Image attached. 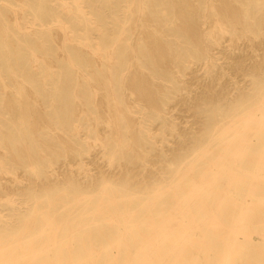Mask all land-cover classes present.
Returning a JSON list of instances; mask_svg holds the SVG:
<instances>
[{
    "label": "bare ground",
    "instance_id": "obj_1",
    "mask_svg": "<svg viewBox=\"0 0 264 264\" xmlns=\"http://www.w3.org/2000/svg\"><path fill=\"white\" fill-rule=\"evenodd\" d=\"M23 1L26 27L0 21V180L23 164L44 191L28 195L25 213L7 201L18 212L15 220L0 214V264H264L261 59L228 55L236 70L261 73L255 91L231 97L229 110L213 105L208 136L152 187L121 169L90 186L53 187L59 180L48 168L58 152L37 134L48 122L66 137L65 149L83 154L99 144L110 161H131L183 89L184 69L201 62L210 71L229 33L263 32L264 0H204L196 21L177 0H61L66 15L47 0ZM51 22L69 65L59 70L36 62L53 51ZM207 85L199 104L227 102ZM82 128L94 141H77Z\"/></svg>",
    "mask_w": 264,
    "mask_h": 264
},
{
    "label": "rangeland",
    "instance_id": "obj_2",
    "mask_svg": "<svg viewBox=\"0 0 264 264\" xmlns=\"http://www.w3.org/2000/svg\"><path fill=\"white\" fill-rule=\"evenodd\" d=\"M50 11L55 14H65L61 8V0H47ZM89 6H96L97 0H86ZM106 0H103V2ZM180 8L184 13L192 18L194 21L199 19L198 12L205 6L204 0H177ZM11 8H8V3ZM23 0H0V21L4 20L9 26H14L17 21H20L24 27L26 18L29 12L22 11ZM109 13V11H106ZM66 15V14H65ZM71 19L73 15H67ZM110 20V18H109ZM52 28V35L48 33L49 44L52 45V53L45 56L38 57V62L44 63V60L55 70H59L64 65L69 66L65 55H62V46L64 40L61 36V28L53 22L48 25ZM210 29L213 27L209 26ZM22 32L27 29H22ZM238 37L233 38L227 34L226 45L227 51L221 48H215L218 51L215 63L210 71H207L205 66H201V62L193 65L196 69L192 72L190 67L182 71L185 81L182 83L183 89L166 106V115L160 118H155L153 124L149 127L150 133L145 134V139L142 140L141 146L134 151L133 159L126 162L125 159L116 158L114 161L109 160V154L99 151L100 147L90 146L89 151L85 153H78L75 149H65L66 137H57L60 131L50 123H43V128L38 130L37 134L42 141V147L58 152V155L53 159L50 172L52 177L59 180L56 186H66L72 181L81 182L84 185L98 183L99 180L108 174L109 169L115 171H125L122 174L124 177L128 173L141 186L152 187L155 183L161 181L164 177L170 175L171 168L176 165L183 157L191 154V152L199 146L200 142L204 140L212 125L217 118L213 116V105L222 104V107L229 110L231 97L238 95V93H251L255 91V80L260 78L258 71H254L252 67H248L245 71L236 70V63L228 55L231 52H238L243 55L245 62L253 60L264 61V29L263 32L257 36L245 35L242 31L237 30ZM39 35V32L37 33ZM20 37H25V34H19ZM75 44H68V48L76 50ZM78 49V48H77ZM224 54V55H223ZM227 55V56H226ZM45 57V58H43ZM61 68V69H62ZM37 73L40 71L37 70ZM40 83L39 76L37 77ZM181 83V82H180ZM207 84H210L212 93L215 90L223 91L228 95L227 102L224 100L221 103H212L207 99L206 104H199L196 97L204 96ZM199 93V94H198ZM198 94L197 96H195ZM241 95V94H240ZM239 95V97H240ZM34 97H38L34 95ZM194 97V99H192ZM40 99V96L38 97ZM38 99V100H39ZM42 101V99H41ZM213 106V107H212ZM45 107L43 106L42 115H44ZM204 109L206 114L203 113ZM47 110V107H46ZM149 111V109H147ZM77 120L80 118L77 117ZM202 127V129L200 128ZM81 138L77 139L79 142L85 140L94 141V134L90 138L86 135V130L81 129ZM61 138V139H60ZM140 150V151H139ZM123 164V165H122ZM127 165V166H126ZM119 175L117 174V178ZM120 176V177H122ZM115 177V178H116ZM35 175L23 164H15L11 172L5 174V177L0 180V214L5 220H15L16 210L12 209L7 204L9 199L14 200L16 207H22L23 213L27 212L24 201L27 200L28 195L36 191V193H43L44 186H38L32 180Z\"/></svg>",
    "mask_w": 264,
    "mask_h": 264
}]
</instances>
